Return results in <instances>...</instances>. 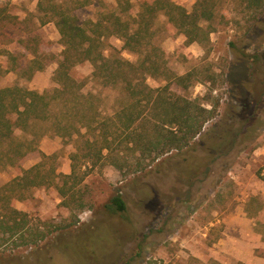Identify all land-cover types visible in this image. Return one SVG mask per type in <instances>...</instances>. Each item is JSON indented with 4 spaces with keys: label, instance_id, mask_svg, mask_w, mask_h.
<instances>
[{
    "label": "rangeland",
    "instance_id": "rangeland-1",
    "mask_svg": "<svg viewBox=\"0 0 264 264\" xmlns=\"http://www.w3.org/2000/svg\"><path fill=\"white\" fill-rule=\"evenodd\" d=\"M37 1L0 0V9L7 6L19 22L5 29L0 48L23 50L18 39L33 30L45 51L60 53L58 30L53 21L40 20ZM145 1L153 0H124L120 6L117 0H103L104 4L93 0L76 13L82 21L96 20L117 9L132 20ZM173 1L191 11L196 0ZM256 5L221 0L208 43L187 44L183 34L170 28L165 13H158L152 41L164 53L170 80L194 71L193 84L187 88L173 84L172 90L198 98L207 109L217 102L215 117L188 148L173 150L142 170L128 165L120 169L108 159L99 163L81 185L86 206L77 224L36 246L12 250L0 245V264H264V181L257 175L264 168V7ZM109 41L118 49L123 45L115 36ZM123 56L138 59L129 50ZM55 66L51 63L28 79L6 73L9 60L0 53V87L20 84L40 92L51 90L56 86ZM92 70L86 61L74 67L72 75L81 80ZM211 77L215 82H201ZM147 83L158 87L166 82L149 75ZM84 91L96 95L95 102L106 113L115 111L124 98L120 88L91 79ZM82 139L44 136L41 151L30 153L21 164L43 161L47 168L68 173L70 157L79 153ZM42 151L49 157L43 158ZM127 159L135 160L131 154ZM16 173L12 167L0 169V186ZM118 193L127 209L109 212L106 204ZM61 201L54 186H41L14 206L41 221L67 223L74 217Z\"/></svg>",
    "mask_w": 264,
    "mask_h": 264
},
{
    "label": "trees",
    "instance_id": "trees-1",
    "mask_svg": "<svg viewBox=\"0 0 264 264\" xmlns=\"http://www.w3.org/2000/svg\"><path fill=\"white\" fill-rule=\"evenodd\" d=\"M122 1L117 0L118 6ZM243 1H255L256 6L264 7V0ZM76 2L70 6L62 0H38L40 20L53 21L58 30L63 48L60 54L45 51L33 30L20 35L18 42L23 50L0 48L9 60L5 71L28 79L57 63L53 73L56 86L51 90L40 92L20 84L0 87V169L12 167L17 172L0 186V245L12 250L36 246L54 232L76 225L86 206L81 185L102 161L108 159L120 169L128 165L142 170L173 150L188 148L215 117L217 102L207 109L198 98L190 99L172 90L173 84L184 88L193 84L194 71L174 76L175 81H171L164 53L152 39L156 17L163 11L170 28L183 34L187 44L208 43L221 0H196L191 11L173 0L145 1L132 20L111 9L96 20L83 21L75 10L93 0ZM203 21L209 25L205 27ZM18 23L7 6L0 9L1 43L6 38L5 29ZM113 36L123 41L120 49L109 41ZM126 50L136 53L138 59L125 58ZM86 61L92 64V73L78 80L72 70ZM149 75L166 83L152 87L147 83ZM89 79L121 89L124 98L115 111L104 112L95 102L97 96L84 91ZM209 80L215 82L214 77L201 82ZM49 134L63 139L83 138L78 145L81 157L79 153L70 157V173L47 168L43 161L29 168L22 166V159L38 150L40 140ZM41 153L43 158L49 157ZM129 154L133 162L127 159ZM257 175L264 181V168ZM41 186H54L62 197L61 204L70 209L74 219L67 223L41 221L14 206L15 201L28 198L33 188ZM106 209L112 213L125 211L123 196L114 195Z\"/></svg>",
    "mask_w": 264,
    "mask_h": 264
},
{
    "label": "crops",
    "instance_id": "crops-1",
    "mask_svg": "<svg viewBox=\"0 0 264 264\" xmlns=\"http://www.w3.org/2000/svg\"><path fill=\"white\" fill-rule=\"evenodd\" d=\"M37 4H38V1H37ZM75 13H76V10H75ZM76 15L78 16V14L76 13ZM79 17V16H78ZM79 19H80V17H79ZM81 20V19H80ZM86 20V19H85ZM82 21V20H81ZM61 45V44H60ZM6 48V47H5ZM6 49H8V50H10V51H15V50H11L10 48H6ZM62 46H61V51H62ZM60 51V52H61ZM60 54V53H59ZM53 64H56V66H55V68H54V70L56 69V67H57V63H53ZM6 72V71H5ZM9 72H12V71H9ZM39 72V71H38ZM6 73H8V72H6ZM53 73H54V71H53ZM1 87H3V86H1ZM32 89V88H31ZM36 90V89H35ZM38 91V90H37ZM48 141H46V139L45 140H43L42 141V145H41V148L44 146V144H46ZM44 148V147H43ZM35 151H37V150H35ZM35 151H32V152H35ZM38 151L40 152L41 151V149H40V144H39V149H38ZM32 152H30V153H32ZM43 152V151H42ZM30 153H28L24 158H26ZM46 154V153H45ZM23 158V159H24ZM22 159V160H23ZM22 166L23 167H25V168H29V167H31V166H33V165H31V166H26V165H24V164H22ZM62 172V171H61ZM71 172V171H70ZM70 172H68V173H70ZM65 173V172H64ZM221 262H223V261H221ZM241 262H243V261H241ZM223 263H225V262H223Z\"/></svg>",
    "mask_w": 264,
    "mask_h": 264
}]
</instances>
